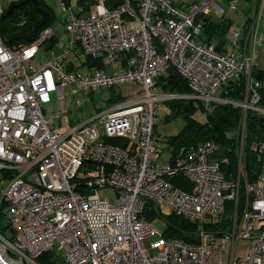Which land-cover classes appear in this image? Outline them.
I'll list each match as a JSON object with an SVG mask.
<instances>
[{"label":"built area","instance_id":"1","mask_svg":"<svg viewBox=\"0 0 264 264\" xmlns=\"http://www.w3.org/2000/svg\"><path fill=\"white\" fill-rule=\"evenodd\" d=\"M7 1L15 0H0V24ZM221 1L231 10L252 5L243 28L228 26L222 46L204 41L201 18L210 10L224 14ZM96 6L80 16L78 6L76 11L59 2L54 10L63 16L67 46L47 61L36 56L55 36L52 26L22 47L0 35V264H39L49 251L61 264H264V137L255 148L257 176L241 183L246 114L264 116L258 105L262 83L253 78L256 49L264 46V0H191L185 6L140 0L137 8L132 0H96ZM70 54L100 59L102 67L68 69L63 61ZM169 68L188 93L161 89L158 78ZM239 80L243 99L229 100L226 88ZM128 81L142 85L140 95L64 131L45 118L44 105L53 97L58 111L50 117L66 111L65 89L74 98ZM176 100L191 101L205 118L217 104L241 108L233 178L215 161L218 145L212 141L158 162L156 109ZM175 175L186 176L193 189L172 184ZM104 190L113 198L101 195ZM227 202L233 204L231 228L217 235L214 226ZM148 203L196 222L198 242L164 237L143 214ZM238 239L252 241L243 257L235 256Z\"/></svg>","mask_w":264,"mask_h":264},{"label":"trees","instance_id":"2","mask_svg":"<svg viewBox=\"0 0 264 264\" xmlns=\"http://www.w3.org/2000/svg\"><path fill=\"white\" fill-rule=\"evenodd\" d=\"M38 4L48 11L49 19L43 27L37 31L38 33L51 25L54 20V13L52 8L47 4L46 0H37ZM82 3V0L80 1ZM92 3V1H91ZM90 5V4H89ZM88 6V5H87ZM136 8L138 4L134 5ZM39 18V14L34 12L31 4H26L14 9L11 15L4 19L7 34L17 31H28L29 26ZM203 31L202 37L205 42L210 43L217 40L219 44L224 42L230 21L228 19H221L220 22L215 23L202 16ZM21 21H25L20 25ZM28 43L22 39H18L10 46L22 47ZM52 43L49 42V45ZM102 61L100 59H93L85 57L84 64L88 67L101 68ZM68 69L73 67L67 66ZM74 69V68H73ZM254 72V70H253ZM254 75V74H253ZM256 77V74H255ZM258 78V77H257ZM158 84L161 89L166 92L188 93L189 88L181 76L173 69L169 68L163 76L158 78ZM259 107L264 108V85L260 89ZM226 97L229 100L240 102L244 96V87L242 80L235 81L226 88ZM122 97L117 95L111 102L119 101ZM171 108L170 113L165 117L167 120H172L178 116H182L184 124L181 129L174 135L167 137L166 148L170 153V157L174 158L179 154H186L200 144L206 141H212L218 145V151L214 155L215 161L220 165L221 170L225 173L228 179L233 178L237 172L239 159V126L241 121V108L232 104H217L211 113H208L203 122H199L192 117V112L195 107L189 100H176L168 102ZM264 137V116L254 111H248L245 120V131L243 137V145L241 150V158L245 176H242V185L247 182L255 180L260 168V159L256 152V145ZM112 143H117L112 141ZM245 198L244 188L240 194V202L243 203ZM232 202H227L225 206V213L222 216L218 225L214 226L217 235L222 234L220 231H225L232 221ZM145 218L148 221H153L158 217L164 221L165 228L163 235L166 238H174L185 243H197L196 236L197 224L188 219L177 216L173 212L163 213L161 210L155 209L148 203L143 211ZM39 264H61L60 257L52 251L45 252L37 258Z\"/></svg>","mask_w":264,"mask_h":264},{"label":"rangeland","instance_id":"3","mask_svg":"<svg viewBox=\"0 0 264 264\" xmlns=\"http://www.w3.org/2000/svg\"><path fill=\"white\" fill-rule=\"evenodd\" d=\"M47 1L56 10V3L58 0H47ZM227 8L228 7H225L226 17L233 18L234 26L241 25V23L245 18L244 13L246 12L247 8H240L236 10H231ZM95 11L96 10L94 9L91 11V13H94ZM220 17L221 15H216V13H214L213 18L215 20L220 19ZM52 27L56 31L57 36H59V34L62 33L63 26L61 23L54 22ZM65 48L66 45L64 49ZM40 49L44 50V46H42ZM62 51L63 49L56 48L55 54L56 55L62 54ZM70 58L74 61L76 70L80 72L87 70V66L84 64L85 61L84 55L75 56L70 54ZM141 91H142V85L134 81L124 82L113 88L99 87L91 91L89 94L79 92L74 98L70 96L68 89H65L64 102H65L66 111L60 113L59 118L50 117V113L52 111L53 112L58 111L57 100L55 97H53L50 103L44 105V115L45 118L48 119L50 124H52L56 129H60L64 131L69 127L74 126L82 122L83 120L89 118L96 111L106 109L112 106L115 102H117V100L111 102L109 100L110 98L113 99L115 96L117 97V95H119L122 97V99H130L140 95ZM77 100L81 102L80 106L76 103ZM167 104L168 103L160 105L156 109L155 132L158 136V141H157L158 146L161 149L160 158L158 160L159 163L168 161L170 158V153L166 148L167 137L176 134L184 124V120L181 115L172 120L166 119L165 116L171 111L170 106ZM191 115L195 120L199 122H203L205 119L204 112L199 108H195ZM0 177H1V172H0ZM100 194L109 196L110 198H113L114 195L113 192L110 190L101 191ZM161 211L163 213L170 212V210L167 208H161ZM152 222L158 231L164 230L165 224L162 219L156 217ZM230 228H231V224L228 227V229ZM251 244L252 241L249 239H238L235 248L236 249L235 256L237 257L245 256L248 249H250Z\"/></svg>","mask_w":264,"mask_h":264},{"label":"crops","instance_id":"4","mask_svg":"<svg viewBox=\"0 0 264 264\" xmlns=\"http://www.w3.org/2000/svg\"><path fill=\"white\" fill-rule=\"evenodd\" d=\"M19 0H15L14 2H17ZM61 0H58L57 3H56V7L58 6L59 2ZM64 1L68 6H70L71 8H73L74 10L75 9V6H78L79 7V10L77 12L78 15L80 16H87L89 13H91L92 10H97V6H96V0H82V3L80 2L81 0H62ZM92 1V3H91ZM173 1L175 4L177 5H183L185 6L188 2H190L191 0H171ZM47 4L52 8L53 10V13H54V20L53 22L51 23L50 26H53L54 22L55 23H61V20H62V17L60 14H58V12L55 13V10L54 8L49 4V2L46 0ZM140 2V0H132V4L133 5H136ZM12 2H5L4 3V9L5 11L9 8L10 4ZM90 4V5H89ZM88 5V6H87ZM219 5L223 8L224 6V14H218L215 10H210L208 12V14L206 15V17H208L209 20H211L212 22H215V23H218L221 21V19L225 18V19H228L230 21V25H234L233 23V18H229V17H226V9L225 7H228L226 2L225 1H221L219 3ZM252 7L251 3L248 4L247 6V10L246 12L244 13V20L243 22L241 23V25H236L238 28H243L244 25L246 24V21H247V12L248 10ZM229 9V8H227ZM77 11V10H76ZM214 13H216V15H221L220 19L218 20H215L213 18L214 16ZM263 13H264V8H263ZM62 33H63V29H62ZM62 33L59 34V36L56 35V31H55V36L53 37V39H51L49 42H51L52 44L49 45V42L47 43V46L45 45L44 46V50H41L39 49L38 53H37V59L40 60V61H47L49 59H51L53 56H59V55H56L55 54V49L56 48H64V46L66 45V42L64 40H62ZM227 34V32H226ZM226 37V35H225ZM59 42V41H62V44L61 45H57L55 44V42ZM224 42H225V39H224ZM224 42L220 44V46L224 45ZM67 46V45H66ZM41 50V51H40ZM257 53H258V56H257V60H256V64H255V67H254V72H253V78L255 80H259L263 85H264V46H258L257 47ZM63 64H65L66 66H71L75 69V64H74V61L70 58V56L63 61ZM86 65V64H85ZM87 66V65H86ZM71 68V69H73ZM92 69H94V67H88L87 66V70H90L92 71ZM85 70V71H87ZM255 74H256V77H255ZM258 77V78H257Z\"/></svg>","mask_w":264,"mask_h":264},{"label":"water","instance_id":"5","mask_svg":"<svg viewBox=\"0 0 264 264\" xmlns=\"http://www.w3.org/2000/svg\"><path fill=\"white\" fill-rule=\"evenodd\" d=\"M26 4H31L34 12H36L37 14H39V18L32 23L29 28L28 31H17L11 34H7L6 31V26L4 23V19L11 15L12 12L14 11V9L19 8L20 6H24ZM49 19V13L47 10H45L44 8H42L37 0H19L17 2H12L9 6V8L3 13L2 15V20H1V24H0V35L2 40L6 43H12L18 39H22L25 42H32L37 34V31L43 27L45 25V23L48 21ZM169 181L174 184L175 186L186 190L188 192H190L193 187L194 184L184 175H175L169 178Z\"/></svg>","mask_w":264,"mask_h":264}]
</instances>
